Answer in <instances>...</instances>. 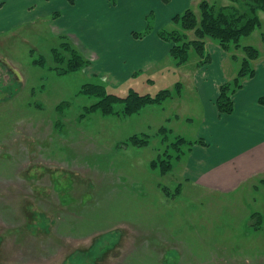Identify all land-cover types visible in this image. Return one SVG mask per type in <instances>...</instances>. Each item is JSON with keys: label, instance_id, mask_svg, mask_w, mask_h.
<instances>
[{"label": "rangeland", "instance_id": "1", "mask_svg": "<svg viewBox=\"0 0 264 264\" xmlns=\"http://www.w3.org/2000/svg\"><path fill=\"white\" fill-rule=\"evenodd\" d=\"M3 1L20 11L17 17L8 8L0 13V264H264V174L232 193L217 192L185 177L188 146L180 160L170 147L176 136H208L213 92L194 83L196 52L182 66L168 55L151 70L137 60L105 55L90 61L85 54L97 41L95 29L182 30L172 20L176 15L187 9L199 14L202 1L217 7L231 2L109 0L115 10L98 5L82 16L69 8L79 0ZM259 16L261 26L240 44L258 49L260 60L264 13ZM67 41L88 61L78 71H66L65 52L63 63L54 58ZM216 46L207 40L211 61ZM232 49L220 50L229 76L245 57ZM110 68L138 75L121 81L105 72ZM85 84L104 85L120 97L131 89L152 96L171 89L173 96L132 116H104L85 113L99 100L80 93ZM141 134L150 136L147 146L122 145ZM165 153L173 168L162 175L152 163Z\"/></svg>", "mask_w": 264, "mask_h": 264}, {"label": "crops", "instance_id": "2", "mask_svg": "<svg viewBox=\"0 0 264 264\" xmlns=\"http://www.w3.org/2000/svg\"><path fill=\"white\" fill-rule=\"evenodd\" d=\"M80 1H74L69 8L82 16H89L82 13L83 10L96 12L98 5L109 12L116 8L110 5L109 0H99L103 1V4H98L96 0H82L81 5ZM124 2L127 3L126 0H123ZM190 2L193 3L194 0ZM4 4L5 2L1 0L0 13L8 8V11L17 17L20 9ZM79 5L82 6L81 10L78 8ZM19 24L18 21L13 23L16 26ZM122 27L109 25L101 30L95 29L92 33L97 35V41L93 44L89 42L90 49L85 52L87 58L90 61L92 58L102 60L105 55H109L112 61L118 60L123 63L137 60L145 64L146 70H151L162 58L170 55L171 44L161 38L159 30L146 32L142 37H137L135 33H142L133 31L130 27L122 30ZM80 28L85 27L83 25ZM75 36L80 35L77 33ZM104 39L107 40V44L98 46ZM213 49L215 60L212 59L213 62L211 61L207 67H199L193 76L197 88L204 92L212 90L213 94H210L212 98L209 99L212 110L208 117L209 122L207 119L205 126L208 136L200 137L204 138L206 145H197L192 149L187 160L185 177L211 190L232 193L250 178L264 174V105L259 101L264 96V56L255 63L254 76L246 79L243 87L234 95V112L225 115L218 110L217 98L220 87L233 80L236 73L231 76L227 74L228 58L225 52H221V48L217 46ZM105 72L111 73L121 81H131L138 75L137 71L123 73L113 68ZM188 75L192 73L186 74L187 78Z\"/></svg>", "mask_w": 264, "mask_h": 264}, {"label": "trees", "instance_id": "3", "mask_svg": "<svg viewBox=\"0 0 264 264\" xmlns=\"http://www.w3.org/2000/svg\"><path fill=\"white\" fill-rule=\"evenodd\" d=\"M232 5L227 7H217L208 1H202L198 8L199 14L193 9H187L182 15L173 17L176 23L181 25L182 30L161 31V38L171 44L170 56L175 60L176 66L186 64L190 59L192 50L199 57V67H203L211 62V56H207V40L211 39L218 43L219 47L225 52L233 51L232 46L236 50H242L245 57L242 59L241 66L238 69L235 78L220 87L219 96L217 98V107L221 114H232L235 109L234 95L244 85L246 79L255 74V62L261 56L258 49L253 46H242L240 40L243 37L252 35L257 28L261 26L260 12L264 13V0H229ZM188 32H194L195 39L190 40ZM142 37L144 34H134ZM62 50L55 49L53 52L57 62H64L65 52L69 55L67 62V72L78 71L85 67L88 61L71 45L70 42L61 44ZM233 59L238 56L233 54ZM181 83L175 85L174 90L180 92ZM80 93L85 96H94L99 100L91 107L85 109V113L100 112L104 116L123 115L132 116L139 113L143 108L149 105H158L165 102L173 96V90H161L156 95H143L138 91L131 89L126 97H120L116 94L109 93L104 85L85 84ZM260 103L264 105V96L260 98ZM122 104L121 110L115 107ZM166 140L168 131L162 128L159 131ZM150 142L148 134L134 135L130 137L122 145L124 147L135 146L144 147ZM197 145H206L204 138L197 140H187L183 136H176L171 143V148L177 152L176 159L180 160L184 154L183 147H189L192 150ZM164 157V158H163ZM159 156L152 163V168L160 170L162 175H167L172 171L173 157L169 153ZM180 190V188H179ZM259 215V214H257ZM260 223L259 221L257 222Z\"/></svg>", "mask_w": 264, "mask_h": 264}]
</instances>
